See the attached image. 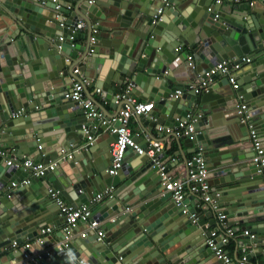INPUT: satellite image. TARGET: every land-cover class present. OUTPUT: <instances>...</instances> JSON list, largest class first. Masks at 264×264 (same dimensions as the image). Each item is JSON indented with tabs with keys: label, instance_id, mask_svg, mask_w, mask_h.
Segmentation results:
<instances>
[{
	"label": "water",
	"instance_id": "95a60500",
	"mask_svg": "<svg viewBox=\"0 0 264 264\" xmlns=\"http://www.w3.org/2000/svg\"><path fill=\"white\" fill-rule=\"evenodd\" d=\"M88 1L78 0L72 13L62 8L60 13L69 18L60 28L53 0H0V132L15 139L16 158L56 162L54 171L43 177L45 181L33 177L27 186L18 185L0 200V249L35 237L52 219V210L51 217L41 214L53 204L45 192L50 184L72 207L113 187L111 198L100 202L94 212L100 222L116 217L105 224L109 232L101 241L96 242V235L91 234L80 240L84 246L81 253L76 250L77 243H70L66 255L53 249L50 256H42L36 263L24 261L22 249L10 259L18 264H75L78 260L84 264H221L206 245V224L201 220L194 224L191 212L184 215L183 205L171 204L170 195H162L148 146H143L140 156L129 151L118 175L109 177V148L103 145L104 150L96 156L95 144L83 143L87 139L83 127L95 120L86 118L82 104L64 98L71 71L77 66L85 77L94 73L95 86L115 108L114 96L128 81L133 87L130 95L154 102L153 111L138 118L149 132L159 126H175V120L191 108L201 115L194 124V138L188 141L201 150L210 171L208 180L221 189L220 204L227 207V220L241 225L235 232L249 230L256 236L250 245L245 242L247 237L238 242V253L243 254L244 249L249 261L258 258L253 264H264V179L254 165L246 164L251 157L246 155L251 152L247 128L238 117L234 124L244 140L232 126L221 141L223 135L217 139L209 132L214 129L217 107H236L242 96L264 147V0L251 3L242 15L239 3L244 0H226L229 5L225 0L214 4L213 0H167V5L163 0ZM159 8L162 15L154 21ZM73 29H77L74 41L83 37L85 45L70 46L68 36ZM92 29L98 30L95 46L89 44ZM103 39H110V44H104ZM184 48L193 54L194 69L188 66L189 54ZM243 56L252 57L253 63L248 80L238 82V90L223 79L199 96L184 91L187 86L177 84L171 71L176 68L173 64L188 66L193 81L195 75H203L216 63ZM176 90L184 91L183 95L171 96ZM210 96L213 101L207 102ZM204 103L209 104L205 107ZM19 127L24 128L16 132ZM115 127L100 125L96 132ZM110 138L112 143L116 140L114 134ZM240 142L248 148L237 149ZM131 158L137 160L131 163ZM28 174L0 162V194L13 189L12 183L19 184ZM119 180L123 184L119 185ZM128 206H133L129 213L125 212ZM207 210L215 218L216 213ZM237 263L236 258L233 264Z\"/></svg>",
	"mask_w": 264,
	"mask_h": 264
},
{
	"label": "built area",
	"instance_id": "2783aa9c",
	"mask_svg": "<svg viewBox=\"0 0 264 264\" xmlns=\"http://www.w3.org/2000/svg\"><path fill=\"white\" fill-rule=\"evenodd\" d=\"M63 1V3H62ZM95 0H89L88 3L92 4ZM55 4V11L58 12L60 18L59 26L63 28L67 21V14L64 12L60 13L63 8L66 11L72 9V5L67 3L65 0H53ZM221 0H215V3H220ZM163 3L167 5V0H163ZM162 13V8H159L154 16L156 21ZM84 27V23H81ZM77 29H73L71 34L68 36L70 46L75 47L76 42L75 34ZM93 36L89 39V44L95 46L97 43L96 35L98 34L97 29H92ZM60 42H64L63 37H59ZM60 48V46L58 47ZM180 50V47L176 51ZM91 49L89 53H92ZM188 66L194 69L193 58L191 55L188 56ZM252 57L243 56L237 59L222 60L212 66L203 75H198L197 78L189 84L184 91H193L196 95L207 93L210 89L211 83L215 78L226 79L231 85L233 90L239 89L236 74L245 65H249L252 62ZM70 62L69 59L65 60ZM167 72H165L166 74ZM72 77L70 78V88L64 94V98L72 102H78L83 105L84 114L87 119H93L97 123H91L90 125L84 126V131L87 134V140L89 143L93 142V133L97 131L98 126L106 124H114L115 128H112L110 132L116 136V140L111 143V163L107 169L109 177L118 175L119 171L123 166V161L128 152H134L138 156L144 154L143 148L133 137L130 129V122L133 118H139L147 116L154 109V102L152 101H141L134 95H130L132 91L131 82H127L120 93L114 96V102L118 106V111L115 116L107 118L103 113L96 107L94 100L86 98L84 95L85 88L90 84V81L84 77L77 66L71 71ZM181 90H176L171 96L177 98L183 95ZM96 93L101 95V90L96 89ZM102 97V96H101ZM104 98V97H102ZM105 99V98H104ZM236 105V115L240 118V121L245 124L248 134L251 151L253 153L250 158V163L254 165L256 173L261 175L264 179V147L261 140L259 139L258 132L253 126L252 117H250L247 111V104L243 101L242 96H239ZM106 100V99H105ZM201 115H197L192 109L186 112L182 118L175 120L176 125L173 127L159 126L157 132H163L167 135L174 136L176 138L193 139L195 135V122ZM155 120V119H154ZM148 145L147 155L150 159L155 162V175L159 178L163 192L170 195V200L176 206H181L184 203V199L187 194L190 193L198 201H201L203 206L209 208L212 212L216 213L215 219L217 220V226L209 231V237L206 240L208 249L213 253L214 257L221 264H233V260L224 247L235 237V230L227 224V216L221 211L220 199L222 194L211 186L208 180L209 169L207 162L201 150H197L189 159H186L183 163H177L173 167H169L159 155L162 149L161 143L153 139ZM40 149V146L38 147ZM70 159L71 156H68ZM175 161V160H172ZM0 162H5L6 167H14L16 170H22L29 172L34 177L43 178L48 172L54 171L56 162L49 164L35 163L30 159H18L15 156V150L3 147L1 144V132H0ZM30 183V179H23L19 184L12 183V187L27 186ZM262 187L264 188V181ZM111 190H105L103 193L96 194L90 204L99 203L105 197H111ZM49 197L55 202L59 210V217L64 219L63 226L61 228V235L55 248L58 251H62L64 255L68 253V247L71 242L73 232L75 229L83 225L84 231L79 234L82 239L88 238L90 234H94L97 240H102L104 237V229L101 226L100 221L95 218L92 208L90 205L81 204L78 207H72L67 204L60 193L53 189H48ZM10 195H8L9 197ZM129 211V208H125ZM182 213L188 215L189 211L184 208ZM189 218L196 224L199 218L196 214L192 213ZM116 217L111 218L109 221L113 222ZM54 228L52 226H44L37 230L35 237L22 242L20 245L13 243L11 249L15 252L18 249L24 251L22 257L24 261L36 263L42 256H50L52 251L42 252L38 250L39 246L45 244L47 236L53 233ZM243 237H247L245 242L247 245L253 243L256 239L255 234H252L249 230H245L242 233ZM41 252V253H40ZM75 264H84L82 260H78ZM237 264H249V260L246 255L243 254L238 259Z\"/></svg>",
	"mask_w": 264,
	"mask_h": 264
},
{
	"label": "crops",
	"instance_id": "0c3cea01",
	"mask_svg": "<svg viewBox=\"0 0 264 264\" xmlns=\"http://www.w3.org/2000/svg\"><path fill=\"white\" fill-rule=\"evenodd\" d=\"M67 3L72 5V9L69 12H74L77 5H78V0H65ZM226 1V0H225ZM213 4L215 3V0H213L212 2ZM225 3H227L229 5V3L226 1ZM235 3V2H233ZM253 3V5H255L257 2V0H244L243 3H239V11L241 12V15L244 14V11H249L250 10V4ZM239 12V13H240ZM162 15V13H161ZM160 15V16H161ZM159 16V17H160ZM67 20L69 18V15L66 16ZM186 36H188L186 34ZM86 39H84L83 37H78V40L76 41V45H85L86 44ZM102 42L104 44H110V39L109 40H105L103 39ZM98 45V42L95 44ZM103 47L101 48L102 51ZM185 52L188 53L189 55L193 56V54L187 49L184 48ZM100 57H105L106 61L105 62H110L107 57L105 55H100ZM193 58V57H192ZM66 62V61H65ZM253 63L252 62L249 65H245L241 68V70H239L236 74L237 77V81L238 82H242V80L244 78H246L245 80H248V74L250 73V70H248L251 65ZM172 67L175 66V69H171V71L174 74V78H175V82H177V84H183L185 86H188L189 84H191L198 76L195 75V77H193V81H190V79L192 78V75H189V72L187 71V69H189L188 66L186 67H182L179 66L177 67L175 64L171 65ZM85 77V76H84ZM89 81L90 84L86 87V90H84V95L86 98H90L92 100L95 101L96 103V107H100V111L103 113V115L107 118H111L113 116H115L116 112L118 111V106L115 108V106L113 104H111L110 102H107L104 98L101 97L100 94L96 93V89L97 86H95L96 84V80L94 79V73H90V77H86ZM221 80H223L222 78H215L213 79V82L211 83V88L218 84ZM124 87V86H123ZM123 87L121 88V90L123 89ZM208 93V92H207ZM203 95V94H201ZM136 98H138L137 96H135ZM211 97V96H210ZM214 97H211V101H207V102H212ZM139 100H141L140 98H138ZM143 101V100H141ZM246 103V102H245ZM205 105L203 106H207V104L209 103H204ZM247 104V103H246ZM202 105V104H201ZM199 103V108L202 107ZM194 108H191L190 110H192ZM196 112V110H194ZM201 111V110H199ZM217 111L218 113H216V118H215V122H214V129H211V131L209 132H213L212 136H214V138H217V136L219 134H221L220 136H222L219 141L223 140L224 136L227 134V130L231 129L232 127H236L234 129V133L240 138V140H244L243 137H241L242 132L241 129L238 130L236 124H234L235 119H238V116L236 115V107H226L225 106H218L217 107ZM206 111L204 110V113ZM186 113H184L183 115H185ZM234 118V119H233ZM153 122H155L156 120H154V118H150ZM240 119V118H239ZM97 123V122H94ZM93 123V124H94ZM230 123H233L230 125ZM230 125V126H227ZM254 126V123H253ZM165 127V126H164ZM24 127H19L15 130H17L16 132H19L23 129ZM130 129L132 131L133 137L136 139V141L140 144V146L143 148L144 145L148 146L152 141H154L153 139H155L156 141L161 143L162 149L159 152V155H161L162 160L169 166V167H173L175 164L177 163H183L186 159H189L193 154H195L197 147L196 145L192 144L190 141H188V139L180 137V138H176L174 136L171 135H167L163 132H157L156 129H153L152 132H149L146 128L143 127L142 122L138 119V118H133L130 122ZM111 132H102L101 130H99L98 132H94L93 133V143L95 144V147H97V151L95 152L96 156H98V153L102 152L103 149V145H105V147H108L110 150V154L107 153L106 154V158H110L111 157ZM218 139V138H217ZM225 140V139H224ZM15 142V139L12 137H8V135L4 132L3 134H1V144L3 147L9 148V149H14L15 151L17 150L16 148H14L15 146L13 144ZM88 142L87 139H84L83 143ZM148 143V145L146 144ZM222 145V143H219V146ZM42 146V145H41ZM103 146V147H102ZM236 148L241 150H245V148H248V146L242 142L238 143L236 145ZM226 148H220V151H224ZM24 155L27 154V149L24 147ZM252 152V151H251ZM247 153V156H251L252 154ZM22 155V158H25L26 156ZM250 157V158H251ZM250 158H248V160L246 161V164H250ZM131 163H133L135 160H137V158H131ZM175 160V161H172ZM109 163V161H108ZM34 176H32L31 174H28L24 179H31ZM42 181H45L44 178H41ZM119 185L123 184V180H119ZM210 182V180H209ZM213 181L210 182L211 186L214 188V190L221 192V189L218 185H214L212 184ZM50 184V183H49ZM263 185V184H262ZM50 187L52 188V185L50 184ZM12 190L13 189H8L6 194L1 193L0 194V200L4 197H6L7 195H11L12 194ZM105 190H111V196L115 190V188L113 187H108L103 189L102 192H99L97 194L103 193ZM223 190V189H222ZM47 196L48 192L47 190L45 191ZM264 194V192H262ZM96 195V194H95ZM94 195V196H95ZM162 195H165L164 192H162ZM76 197V196H75ZM106 199L108 197H105ZM105 198H103V200H105ZM111 198V197H109ZM92 200V199H91ZM102 200V201H103ZM264 200V198H263ZM49 201H52L46 210L41 213L44 214L48 217L52 216V213L54 212V216L52 217V219H49L46 224L44 226H52L54 228L53 233L50 236L46 237L45 240V244L44 247L40 250L42 252H46V251H52L55 248V244L58 243L59 238H60V234H61V228L63 226V221L61 220L60 222V217L57 214V205L55 204V202L49 197ZM101 201V202H102ZM171 204L172 201L170 200ZM264 202V201H263ZM100 203V202H99ZM99 203H94V204H90V200H88L87 202H85L84 204L86 205H90V207L92 208L93 214L95 212V209L98 207ZM184 208L191 212L196 214V216L199 218V220L203 221V224L205 223V227H206V231L205 232H209L211 231L213 228H215L217 226V220L214 217H210L208 210L203 206V204L201 203V201H197V199L191 195L190 193L187 194L186 198L184 199ZM54 207V208H53ZM126 208H129V211H125V212H131L133 210V206H128ZM52 210V213H50ZM227 207L225 205H222L221 203V211L222 212H226ZM158 213H156L157 215ZM154 215V216H156ZM214 221V222H213ZM227 224L229 226H231L235 231L237 227H240L241 225L238 222H230L228 220ZM213 222V223H212ZM106 223H110L109 221H104L101 223V226L104 229V226ZM262 224V223H261ZM261 229L264 231V225L261 226ZM84 231V226L80 225L78 226L75 231L73 232V236L71 239V244L72 243H77L78 246L76 247L77 252L81 253L82 250L84 249V246L80 244V240H82V238L79 236V234L81 232ZM109 231H106V229H104V234H107ZM243 232L239 231L235 233V237L230 240V242L224 247L225 251L227 252V254L229 255V257L232 258V260L234 261L236 258L240 259L242 254H239V247H238V242H240L241 240H243ZM91 237V234L88 236ZM29 239L25 238L23 242L27 241ZM101 241V240H97L96 242ZM182 246V245H181ZM181 246H177L176 247V251H180L181 250ZM263 250H264V244H263ZM173 252V253H176ZM15 253V251L13 249H0V264H18L16 262V260L14 259H10V256ZM41 253V252H40ZM70 253V252H69ZM189 259V258H188ZM255 260H258V258L256 259H251L249 261V264H253ZM216 261V260H215ZM213 264H218L217 262H214Z\"/></svg>",
	"mask_w": 264,
	"mask_h": 264
}]
</instances>
